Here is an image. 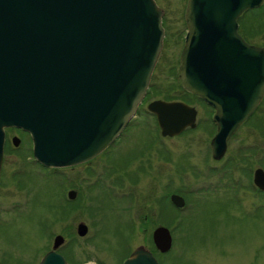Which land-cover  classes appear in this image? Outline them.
Wrapping results in <instances>:
<instances>
[{"label": "water", "instance_id": "water-1", "mask_svg": "<svg viewBox=\"0 0 264 264\" xmlns=\"http://www.w3.org/2000/svg\"><path fill=\"white\" fill-rule=\"evenodd\" d=\"M264 0H189L188 34L180 59L184 89L212 106L217 135L213 158L264 98V49L245 42L238 19ZM155 0H0V182L6 129L31 134L34 157L45 167L65 168L96 158L136 115L161 56L164 11ZM148 111L166 138L196 128L197 110L183 102L155 100ZM19 146L20 139H13ZM264 192V170L254 174ZM77 193L69 192L70 199ZM180 208L185 199L177 194ZM89 228L79 223L78 235ZM169 228L157 227L153 242L173 247ZM53 250L40 264H68ZM146 247L124 264H159ZM92 264V263H86Z\"/></svg>", "mask_w": 264, "mask_h": 264}, {"label": "rangeland", "instance_id": "rangeland-1", "mask_svg": "<svg viewBox=\"0 0 264 264\" xmlns=\"http://www.w3.org/2000/svg\"><path fill=\"white\" fill-rule=\"evenodd\" d=\"M156 1L167 14L164 50L150 99L116 145L86 164L48 169L34 159L30 135L9 130L0 187V264H39L57 235L64 238L57 252L69 264H122L138 247L154 250L152 235L160 226L169 228L174 240L171 252L156 254L161 264H264V198L249 175L251 169H264V150L261 155L255 150L264 146V127L250 126L264 105L230 139L224 160L215 162L211 109L188 94L176 76L187 0ZM263 10L242 21L243 32L257 44L264 43ZM179 95L197 108V128L160 139L146 107L154 100L176 101ZM14 137L20 139L18 147ZM145 148V158L135 160ZM71 189L78 210L65 201ZM178 193L187 197L181 211L169 200ZM79 223L89 228L84 237L78 235Z\"/></svg>", "mask_w": 264, "mask_h": 264}, {"label": "flooded vegetation", "instance_id": "flooded-vegetation-1", "mask_svg": "<svg viewBox=\"0 0 264 264\" xmlns=\"http://www.w3.org/2000/svg\"><path fill=\"white\" fill-rule=\"evenodd\" d=\"M167 18V14H166V11H165V13H164V17H163V26L165 27V29H166V35H167V33H168V26H166L167 24H166V19ZM182 20H183V25H185V27H186V30H185V32L182 34V37H183V44H185V38H186V34H187V31H188V27H187V25H186V21H185V13L184 14H182ZM242 21H244V18L243 19H241V24H240V29H239V32H240V34H241V36L246 40V42H249L250 44H252V45H255V46H258V47H261V48H263L264 49V43L263 44H257V43H254V42H251V40H249V38L246 36V34H245V32H243V31H245V29H244V27H243V23H242ZM263 30H264V25H263ZM182 44V45H183ZM183 47H184V45L182 46V50H181V53H180V55H179V59H178V65H179V63H180V57H181V54H182V51H183ZM177 65V66H178ZM177 68H179V66L177 67ZM264 105V100H263V103H261V106L258 108V110H257V112L260 110V108L262 107ZM208 106V105H207ZM208 107H210V109H211V113L209 114V116H211L209 119L211 120V122H212V125L214 126V123H213V117H214V115H215V110L211 107V106H208ZM257 112H255L254 113V115L257 113ZM254 115L251 117V119L254 117ZM198 119V118H197ZM250 119V120H251ZM214 129H215V126H214ZM123 136V135H122ZM121 136V137H122ZM120 137V138H121ZM120 138L117 140V142L120 140ZM163 137H161L160 139H162ZM8 140H9V138L7 137V144H8ZM117 142L114 144V145H116L117 144ZM163 143H164V141L162 142L161 140H160V146H159V149H161V155H164L165 157H166V151L164 150V146H163ZM12 144H13V142H12ZM154 144H157V142L155 141V142H153L152 143V146L154 145ZM262 146V145H261ZM261 146H257V148H260ZM152 147L151 146H149L147 149L148 150H150ZM146 149V148H145ZM147 149L146 150H142L141 152H140V154H138L137 156H136V158H135V160L136 159H144L145 158V156H146V154L148 153V151H147ZM260 150V152L258 153V154H260V153H262V149H259ZM261 155V154H260ZM225 158V157H224ZM224 158L222 159V160H220V161H217V160H214L213 159V156H212V159L215 161V162H221V161H223L224 160ZM213 170H215V169H213ZM217 171V170H216ZM2 173H3V171H2ZM114 174H115V172H114ZM116 175V174H115ZM3 175H1V185H2V183H3V177H2ZM252 176H253V171H252ZM230 179H231V177H230ZM121 181H123V182H125L126 180H124V179H122ZM128 181H126L125 183H127ZM1 185H0V187H1ZM252 187L255 189V192L257 193V195H259L260 197H262V198H264V194H263V192H260V190L257 188V187H255L253 184H252ZM178 194H180V193H178ZM172 195V194H171ZM171 195H170V197H171ZM169 197V198H170Z\"/></svg>", "mask_w": 264, "mask_h": 264}, {"label": "trees", "instance_id": "trees-1", "mask_svg": "<svg viewBox=\"0 0 264 264\" xmlns=\"http://www.w3.org/2000/svg\"><path fill=\"white\" fill-rule=\"evenodd\" d=\"M261 11V10H260ZM256 12V11H255ZM263 12H264V10H263ZM256 21H257V18H256ZM263 22H264V20H262ZM264 24V23H263ZM149 95V94H148ZM150 97V96H149ZM149 97H146L147 98V101L150 99ZM178 100H182V101H185V102H188V103H190V101H189V99H188V97L186 96V95H179V98H178ZM250 126H253V127H264V113L263 114H260V115H258L254 120H253V122H252V124H250ZM258 146H261V145H259L258 144ZM259 149H262V152H263V150H264V146H261L260 148H257L256 147V153H259L260 152V150ZM255 156L252 154L251 155V157L250 158H248L249 160H248V162L251 160V162L249 163L250 164V167H252V163H254V161H252L253 160V158H254ZM247 160H245V162H246ZM181 195H183L184 197H186V195H184V194H182V193H180ZM187 198V197H186ZM68 204H71L72 205V210H75V209H77L78 210V205H77V202H68ZM172 207V206H171ZM173 208V207H172ZM63 218L64 217H61L60 219H57V221H63ZM131 231H132V228H131ZM154 245V244H153ZM154 253H155V255L158 253V251H156V248L154 249V250H152ZM129 255V252H128V254L126 255V257ZM157 256H160V254H158ZM125 257V258H126ZM124 258V259H125Z\"/></svg>", "mask_w": 264, "mask_h": 264}]
</instances>
